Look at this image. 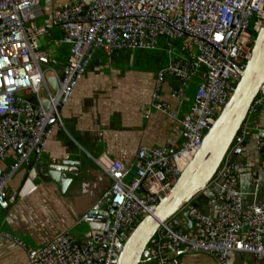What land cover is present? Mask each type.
<instances>
[{
    "label": "built area",
    "instance_id": "built-area-1",
    "mask_svg": "<svg viewBox=\"0 0 264 264\" xmlns=\"http://www.w3.org/2000/svg\"><path fill=\"white\" fill-rule=\"evenodd\" d=\"M40 0H0V159L14 147L15 160L0 174V212L8 207L7 185L19 167L42 148L53 123L62 125L60 107L84 76L94 53L158 49L174 52L156 73L152 108L178 121L182 142L160 147H140L131 167L100 155L95 161L111 180L110 189L81 219L102 225L78 241L62 232L41 247L29 250V264H116L124 242L137 222L152 212L159 199L176 183L187 161L199 149L217 114L244 74L253 41L264 20V0H72L55 7L51 21L62 31L68 47L62 74L50 65V53L40 48L47 29L37 23ZM187 38L191 52L181 57L172 41ZM57 79L56 92L48 77ZM167 77L176 84L170 97L183 103L196 84L188 110L179 115L163 97ZM34 96L35 103L27 96ZM48 101V108L43 101ZM264 106V82L248 116L237 132L228 155L203 194L212 192L215 212L192 201L185 205L183 222L163 223L150 240L151 264H179L180 253H207L224 262L230 252H247L264 260V201H245L240 175L245 165L230 155L251 134L249 117ZM257 149L264 168V127ZM133 170V171H132ZM133 176L130 178V174ZM141 189V192L138 190ZM216 189V191H215ZM196 197V196H195ZM193 200H199V196ZM115 206L111 215L108 210ZM106 220L108 227L104 231ZM91 229V230H92ZM0 236L22 242L1 231Z\"/></svg>",
    "mask_w": 264,
    "mask_h": 264
},
{
    "label": "crops",
    "instance_id": "crops-1",
    "mask_svg": "<svg viewBox=\"0 0 264 264\" xmlns=\"http://www.w3.org/2000/svg\"><path fill=\"white\" fill-rule=\"evenodd\" d=\"M68 1L72 0H40L37 18V23L47 29L39 37L40 48L50 53V65L58 72L64 71L68 48L51 14ZM139 50L144 49L111 54L96 50L84 76L60 107L62 125L53 123L44 146L34 151L10 179L9 204L0 212V232H9L22 244L0 236V264H29V250L62 232L78 241L86 239L89 228L81 219L111 184L96 157L104 154L131 167L142 146L160 147L167 141L181 144L178 121L150 105L157 70L170 59L166 61L164 52L158 49H146L149 53L143 54L136 52ZM175 84L167 77L163 97L181 115L190 102L189 98L179 103L170 97ZM248 122L252 130L241 147L239 159L245 167L240 187L245 201H264V168L257 149L260 129L264 127V106L251 114ZM14 160L15 149L10 147L0 159V174L7 172ZM132 176L133 172L129 177ZM198 199L206 212H215L213 195L202 193ZM182 225L199 233L189 221L182 220ZM178 259L179 264H264V260L247 252H230L224 262L207 253H180ZM150 261L142 264H151Z\"/></svg>",
    "mask_w": 264,
    "mask_h": 264
},
{
    "label": "water",
    "instance_id": "water-1",
    "mask_svg": "<svg viewBox=\"0 0 264 264\" xmlns=\"http://www.w3.org/2000/svg\"><path fill=\"white\" fill-rule=\"evenodd\" d=\"M60 73L62 74V72ZM48 82L56 92L58 89L57 79L54 76H49ZM263 82L264 20L254 38L251 56L246 62L243 76L217 114L213 125L205 133L199 149L181 172L171 191L166 196L161 197L154 211L142 217L132 229L124 242L116 264H142L153 259L150 254L151 246L149 243L159 227L166 221H171L172 225L178 228V219L175 216L183 211L186 204L192 201L195 206H201L199 200L192 198L199 192H203L228 155L234 138L247 118L249 108ZM30 99V102L35 103L34 96H31ZM43 105L47 109L48 101L44 100ZM240 153L241 148L235 149L229 157L230 160L239 158ZM138 192H141V189ZM207 195L214 194L208 192ZM114 209L115 206L112 205L107 214L111 215ZM182 217H186L185 212ZM108 224L109 220H106L103 227L104 231ZM87 227L89 228L88 233L95 225L89 223ZM91 237L90 233L86 236V238ZM170 254L179 255L173 250L170 251Z\"/></svg>",
    "mask_w": 264,
    "mask_h": 264
},
{
    "label": "rangeland",
    "instance_id": "rangeland-1",
    "mask_svg": "<svg viewBox=\"0 0 264 264\" xmlns=\"http://www.w3.org/2000/svg\"><path fill=\"white\" fill-rule=\"evenodd\" d=\"M173 39H171L170 41L172 42V45H171V48L176 52V54H178L179 56L181 57H188L189 56V53L191 52V48L189 46V40L187 38H180L179 40H175V41H172ZM39 42V45L41 44V40L38 41ZM166 39L165 38H161V42H160V48H158V50H161L164 52L165 56H166V61H168L169 57L170 56H173L175 53L174 52H171V53H168L167 51H164L163 48L166 47ZM68 48V47H67ZM138 50V49H136ZM150 50V49H148ZM144 49V50H139V51H136L138 52L139 54H143V53H149V51ZM151 50H155V49H151ZM161 51H159V53H161ZM196 86L195 83H193L191 85V90L189 91V94L187 95V97L189 98V102L191 103L192 101V96H193V92H194V87ZM188 102V104H189ZM204 191V190H203ZM203 192H199L197 195H195L196 197L200 196ZM195 197V198H196ZM182 214H183V211L179 212L175 218H177L180 223H182ZM138 223V222H137Z\"/></svg>",
    "mask_w": 264,
    "mask_h": 264
},
{
    "label": "bare ground",
    "instance_id": "bare-ground-1",
    "mask_svg": "<svg viewBox=\"0 0 264 264\" xmlns=\"http://www.w3.org/2000/svg\"><path fill=\"white\" fill-rule=\"evenodd\" d=\"M189 162H190V160H189V161H187V164H186V166L188 165V163H189ZM186 166H185V168H186ZM185 168H184V169H185ZM154 209H155V208H153V209H152V212L154 211ZM152 212H151V213H152ZM155 216H156V215H155Z\"/></svg>",
    "mask_w": 264,
    "mask_h": 264
}]
</instances>
